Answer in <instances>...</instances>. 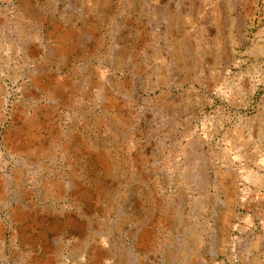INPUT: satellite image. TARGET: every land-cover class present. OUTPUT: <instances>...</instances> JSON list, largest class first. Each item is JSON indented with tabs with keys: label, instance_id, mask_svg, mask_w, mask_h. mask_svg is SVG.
Listing matches in <instances>:
<instances>
[{
	"label": "rangeland",
	"instance_id": "1",
	"mask_svg": "<svg viewBox=\"0 0 264 264\" xmlns=\"http://www.w3.org/2000/svg\"><path fill=\"white\" fill-rule=\"evenodd\" d=\"M0 264H264V0H0Z\"/></svg>",
	"mask_w": 264,
	"mask_h": 264
}]
</instances>
